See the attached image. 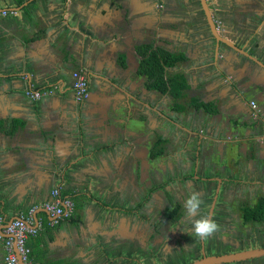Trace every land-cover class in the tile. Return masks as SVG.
<instances>
[{"label":"crops","instance_id":"1","mask_svg":"<svg viewBox=\"0 0 264 264\" xmlns=\"http://www.w3.org/2000/svg\"><path fill=\"white\" fill-rule=\"evenodd\" d=\"M3 8L8 14L0 15V216L9 220L37 208L38 222L34 216L31 225L38 233L28 239L36 264H154L144 211H124L130 207L127 190L116 191L126 186L121 172L134 164L133 151L142 150L143 106L111 92L124 86L138 61L134 44L161 38L156 1L32 0L23 10L12 2ZM206 34L196 25L179 34L188 48V75L199 80L200 91L221 95L222 105L237 106L239 97L232 112L241 124L220 137L224 153L229 141L236 142L235 152L223 158L224 170L234 173L242 194H263L264 67L224 51L226 76L237 91L221 89L215 84V45L205 43ZM124 41L130 48L127 69L118 64ZM71 69L92 76L87 114L75 108L67 88ZM244 81L248 90L241 89ZM28 90H41L43 97L32 100ZM241 92L257 103L256 120H247ZM243 118L251 128L245 130ZM55 189L76 202L72 218L42 211Z\"/></svg>","mask_w":264,"mask_h":264},{"label":"flooded vegetation","instance_id":"2","mask_svg":"<svg viewBox=\"0 0 264 264\" xmlns=\"http://www.w3.org/2000/svg\"><path fill=\"white\" fill-rule=\"evenodd\" d=\"M155 1L162 15L159 28L161 38L158 37L155 42L146 41L139 45H132V52L138 61L131 69L124 86H119L111 92V95L115 94L117 99L132 98L143 106L141 114L142 150L133 151L134 164L130 169L121 172L122 176L124 175L121 183L125 182L126 186L116 187L117 194L122 190H127L126 194L130 199V207L122 209L131 214H138L140 209L144 211L149 227L148 252L154 264H193L205 257L264 250V214L261 219L256 216L259 209L264 211V190L263 194L258 193L249 197L248 194H242L239 189L235 188L230 194L225 195L223 193H225L226 186L221 178L213 177L211 174H200L199 169H196L197 166L200 167V164L212 163L216 160L215 156L211 158L209 153H204L203 159L206 162L197 161L199 157L196 161H192V155H199L197 154L198 147H191L194 136L201 140L199 144L204 148L206 138L221 137L222 132H227V124L238 127L239 121L233 112L237 110H234L235 107L239 108V97L235 99L237 106L228 107L224 103L220 104L223 98L221 95H212L210 92L206 94L198 89L199 80H193L188 75L190 73L188 72L190 64L187 58L188 48L183 43L184 38L179 35L191 25H196L197 29L201 27L203 33H207L205 43L211 41L215 45L213 51V61L217 71L215 84L221 89L228 87L233 92L237 91L233 80L226 76L223 66V62L227 60L226 55L230 51H237L228 44L220 43L216 54V41L205 8L207 7L219 36L247 52L253 60L246 54L237 52L241 56L251 61L257 59L263 66L264 58L261 59L257 55L264 56V0L253 4L258 8L257 13L251 15L244 13L243 9L239 10V0ZM11 2L21 10L32 4V0H0V10H4L0 15L8 14L3 6L4 3ZM197 9L200 14L199 18L195 13ZM13 13L9 12V14ZM231 23L236 24V28L229 27ZM168 41L173 43H168ZM128 49L130 48L124 41L120 48L123 53L118 57V64L122 69L128 68ZM224 51L228 53L223 54ZM170 60L175 61L174 65L164 67V63ZM130 64L132 66V63ZM176 66L178 67L176 71L169 70ZM76 73L81 74L87 82V94L83 99L77 97L74 89V74ZM91 77L87 71L82 69L69 70L70 83L67 88L80 114H87L88 111L85 105L90 102L93 94ZM244 83L242 90H246L249 86L247 81ZM195 84H197L196 88ZM179 85L184 87L181 90L182 96L177 98L171 91ZM164 86L171 89L165 93L162 91ZM37 91L42 94L40 98H32L31 93ZM57 91L60 90H51L50 93L55 95ZM27 92H30L26 93L27 97L35 101L43 97L41 90H28ZM248 97L250 98L249 93L241 92L242 107L247 112L248 121L256 120L258 105ZM247 120L243 118V121ZM248 121L244 126L245 130L252 127H249ZM184 139L186 144L183 143ZM223 141L220 140L217 145L218 148L221 147L222 162L227 156L223 153L221 143ZM182 144L185 146L183 154H187L186 159H180L179 145ZM209 186L215 189L212 193ZM192 192L200 193L202 200L196 218L208 215L220 226L207 242L199 241L191 232L187 234L183 231V229L192 228L191 221L185 218L184 209V201ZM59 194L63 198L64 195L60 190ZM50 200H53L52 191L47 201ZM154 244L157 246V253H153ZM221 264H264V256Z\"/></svg>","mask_w":264,"mask_h":264},{"label":"built area","instance_id":"3","mask_svg":"<svg viewBox=\"0 0 264 264\" xmlns=\"http://www.w3.org/2000/svg\"><path fill=\"white\" fill-rule=\"evenodd\" d=\"M220 29V25H219ZM74 89L79 99L86 97L87 82L79 73L74 74ZM30 93V92H26ZM27 94V95H28ZM42 94L37 91L31 93V97L38 99ZM255 107V104L253 103ZM53 200L44 202L41 207L51 216L70 218L74 212V204L69 199L60 197L59 189L52 191ZM36 207L19 214L18 219L13 220L8 226H5L6 218L0 216V243L4 250V264H36L30 258L31 249L27 245L28 238L38 233V228L32 227L33 217L36 213ZM55 218V217H54ZM57 223L54 220L51 225Z\"/></svg>","mask_w":264,"mask_h":264},{"label":"rangeland","instance_id":"4","mask_svg":"<svg viewBox=\"0 0 264 264\" xmlns=\"http://www.w3.org/2000/svg\"><path fill=\"white\" fill-rule=\"evenodd\" d=\"M234 1H236V0H234ZM258 1L262 2V0H239V10L243 9L244 13H248L249 15H251L253 13H257L256 10H257L258 7L254 6L253 4L258 2ZM216 17H218V16H216ZM222 27H224V26L222 25ZM215 139L219 140V138H217V137ZM200 141L201 140L197 139L196 136H194V138L191 141V145H192L191 147L192 148H196V146H197L198 147L197 148V154L199 153V155H197V156L196 155L195 156L192 155V161L193 162L196 161V159L199 157V160L197 159V161L201 160L200 161L201 163L202 162H206V160L203 159L204 153H209V154L214 155V153H212V152L215 151V153H217L218 155L217 156L214 155V156H215V158L217 159L218 162H212V163L207 164V165H206V163L204 165L200 164L199 169H201V170H199L198 172L200 174H204V175L211 174V175L217 176L218 178H221V179L225 178V179L222 180L223 184L225 183L224 186H226L225 193H223L225 195L226 194H230L231 190H235V188L239 189V181H237V179L233 178V174L234 173H230L229 170H224L225 167H226L225 162H222V155H220V148L216 147V145L219 142L218 141H214V142H212L210 144L212 146L208 145V146H205L203 148V146H201L199 144ZM183 143L186 144L185 143V139L183 140ZM207 144H208V142H207ZM184 147L185 146H183V144L179 145V155H181L180 159H182V158L186 159V157H187V154H183V153H185L184 149H183ZM211 147H213L214 150L211 149ZM196 169H198V166H197ZM226 178H228V179H226ZM209 188H210V192L211 193L215 190L213 186H209ZM197 189H199V187ZM229 218H231V217H229Z\"/></svg>","mask_w":264,"mask_h":264},{"label":"water","instance_id":"5","mask_svg":"<svg viewBox=\"0 0 264 264\" xmlns=\"http://www.w3.org/2000/svg\"><path fill=\"white\" fill-rule=\"evenodd\" d=\"M2 11H4V10H0V13ZM205 11H206V14H207V17H208V20H209V24H210V28L212 30V34H213V36L215 38V41H216V49H215L216 50V54H217V52L219 50V44L220 43H224V44H228L229 46H231L237 52H240L241 54H244V55L246 54V56H248L250 59L253 60V57H251V55H249L247 52H245L244 50L240 49L238 46H236L234 43L230 42L229 40H227V39L222 38L221 36H219V34L217 33V30L215 28V25L213 23V20L211 18V15H210L207 7L205 8ZM255 61H256V63L258 62L257 59H255L253 62H255ZM258 63L261 64L260 62H258ZM263 67H264V65H263ZM89 75H91V74H89ZM240 124H241V121H239V125ZM230 125L228 124V127H227L228 130L231 129V128H235L236 127V126H232V125L230 126ZM216 137L217 136L211 137V140L208 141L207 146L208 145L209 146H212V145H210L212 142H214V141H218L219 142L221 140L220 137H217V138H219V140H216L215 139ZM228 144L230 145V147H229V149L226 150V153L225 154H227V153L228 154L234 153L235 152L234 151V147L236 145V142L235 141H229ZM217 145H216V147H217ZM211 149L214 150L213 147H211ZM212 153H214V155H216V156L218 155L217 153H215V151H213ZM214 155L210 154V157L212 158ZM99 204H101L102 206H105V204L103 202H101V201L99 202ZM42 211L48 213L44 209H42ZM37 214L38 213L36 212L34 216H35V221L38 222ZM15 219H18V216L7 220L6 223H5V226H8ZM261 256H264V250H250V251H245V252L231 254V255H224V256H220V257H215V256L205 257V258H203V259H201L199 261L194 262L193 264H221V263H232V262H238V261H245V260H248V259L257 258V257H261ZM19 264H23V262H21L19 260Z\"/></svg>","mask_w":264,"mask_h":264},{"label":"clouds","instance_id":"6","mask_svg":"<svg viewBox=\"0 0 264 264\" xmlns=\"http://www.w3.org/2000/svg\"><path fill=\"white\" fill-rule=\"evenodd\" d=\"M202 200L200 193L192 192L184 201L185 218L190 220L192 228L190 230L183 229L184 232L189 234L191 232L199 241L207 242L214 234L219 230L218 223L208 215L200 216L196 218L200 208Z\"/></svg>","mask_w":264,"mask_h":264},{"label":"trees","instance_id":"7","mask_svg":"<svg viewBox=\"0 0 264 264\" xmlns=\"http://www.w3.org/2000/svg\"><path fill=\"white\" fill-rule=\"evenodd\" d=\"M174 62L175 61H169V62H166V63H164V67H169V66H172V65H174ZM164 69V68H163ZM163 69H161V70H163ZM183 85H179V87L178 88H174V89H172V91H171V93L175 96V97H177V98H180L181 96H182V92H181V90L183 89ZM171 88H167L166 86H164L163 87V89H162V91L163 92H165V93H167L169 90H170ZM63 199H69V200H71L72 202H73V204H74V208L76 209V202L73 200V198L72 197H70V198H65V195L63 196ZM263 214H264V211L263 210H261V209H259V211H258V213H257V217L258 218H262V216H263ZM73 217V215L71 216V218ZM29 239V238H28ZM27 245H28V241H27ZM28 247H29V245H28ZM30 248V247H29ZM31 249V248H30ZM30 258L31 259H33V255H32V250H31V253H30Z\"/></svg>","mask_w":264,"mask_h":264}]
</instances>
